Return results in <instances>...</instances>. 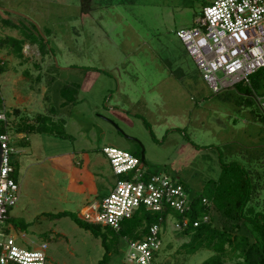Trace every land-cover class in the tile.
I'll return each instance as SVG.
<instances>
[{"label": "rangeland", "instance_id": "rangeland-1", "mask_svg": "<svg viewBox=\"0 0 264 264\" xmlns=\"http://www.w3.org/2000/svg\"><path fill=\"white\" fill-rule=\"evenodd\" d=\"M212 1L91 0L83 13L82 0H0V38H16L0 47V83L22 75L19 106L26 108L11 119L48 112L69 134L29 133L25 145L24 134L11 133L21 192L10 218L28 223L13 233L21 244L47 242V264H98L103 257L101 239L75 217L117 181L105 146L136 153L140 145L150 171L178 178L195 195L237 163L257 177L254 206L264 215V77L214 93L176 33L194 26ZM31 32L44 43L42 53ZM9 89L2 95L11 110L18 99ZM61 211L72 214L47 217ZM175 221L171 215L162 228L154 264H201L214 254H187L188 237ZM118 239L109 264H129L127 239Z\"/></svg>", "mask_w": 264, "mask_h": 264}, {"label": "built area", "instance_id": "built-area-1", "mask_svg": "<svg viewBox=\"0 0 264 264\" xmlns=\"http://www.w3.org/2000/svg\"><path fill=\"white\" fill-rule=\"evenodd\" d=\"M187 52L214 93L250 85V76L264 69V0H213L204 6L195 24L177 30ZM264 107V101L261 102ZM0 119L5 114L0 113ZM3 157L0 172V264H47L48 243L21 244L15 230L7 227L10 210L20 198L21 186L15 177V148L10 134L0 135ZM103 152L118 177L111 191L101 200L89 202L79 217L119 231L126 220L141 208L151 212L169 211L183 215L191 209L192 197L178 178L164 172L152 173L141 157L130 151L105 146ZM202 204L212 208L206 198ZM175 217V216H174ZM175 229L182 231L189 218H176ZM209 215L193 222L198 226ZM163 225L154 223L140 239H127L129 264H154L161 247ZM24 242L23 235L20 237Z\"/></svg>", "mask_w": 264, "mask_h": 264}, {"label": "trees", "instance_id": "trees-1", "mask_svg": "<svg viewBox=\"0 0 264 264\" xmlns=\"http://www.w3.org/2000/svg\"><path fill=\"white\" fill-rule=\"evenodd\" d=\"M91 9V0H82V12L87 13ZM3 21L12 27L17 25L7 19H3ZM29 35L32 38V44L39 42V49L42 53L45 47L44 43L34 33L31 32ZM14 39L12 36L8 37V39L0 38V47L9 46L12 42H16ZM20 43L19 57L23 56L21 53L23 45ZM5 70V63L0 61V74ZM256 74L264 77V69L258 70L251 76ZM251 76L250 83L253 80ZM0 113L5 114V119H0V135L6 133L10 135L11 133L16 135L24 134L25 145L29 144L27 137L29 133L51 134L59 138L69 137L65 130L63 119L56 121L48 112H39L30 118H21L18 122L11 119L12 114L17 115L19 111L16 108L12 111L6 109L1 85ZM138 148L139 150L133 154L141 157L142 147L139 145ZM14 165L16 169L15 177L19 179V166L16 160ZM151 172L155 173L158 171L151 170ZM181 184L190 194L186 185L183 182ZM260 186L256 176L250 178L243 167L232 162L224 166L218 181L208 183L206 193L200 195L190 194L192 197L191 209L183 215L174 213V216L179 218V220L182 217L189 218L188 227L179 231L182 236L188 237V242L182 245L184 251L187 254H194L202 248L212 250L214 254L201 264H229L227 260L235 257L242 259L240 264H264V215L256 210L254 206L256 195L258 196L260 192ZM203 198L208 199L213 204L212 208L202 204ZM168 212L167 210L162 213L151 212L141 208L132 219L123 223L119 231L98 224L87 223L78 217H75V221L81 228L89 230L96 238L101 239L104 254L98 264H109L113 246L116 245L118 238H142L147 233L150 225L159 223L164 226ZM70 214L72 213L69 211H61L52 214L47 213V217L54 219ZM205 215H209L207 222H201L198 226L193 225L194 221L201 220ZM27 226L28 223L22 219L15 220L10 218L7 221V227L14 229ZM44 237L46 238L47 236Z\"/></svg>", "mask_w": 264, "mask_h": 264}, {"label": "crops", "instance_id": "crops-1", "mask_svg": "<svg viewBox=\"0 0 264 264\" xmlns=\"http://www.w3.org/2000/svg\"><path fill=\"white\" fill-rule=\"evenodd\" d=\"M8 69V68H7ZM7 72V71H6ZM2 74V73H1ZM22 76V75H21ZM20 76V79L19 77L17 76L16 78L11 76V75H7L6 77H3V82L0 83L1 85V89H2V94H3V91L6 89V88H10L9 90L12 92V94L15 96V98L18 99V105L16 106H13L11 108V110H9L7 107L6 109L9 110V111H12L14 108H18V109H21L22 111H25L26 108H22L20 105V103H23V96H22V93L20 91V86H19V81H21L23 78ZM31 89V88H30ZM31 92V90H29ZM28 96H30V93L28 94ZM5 103V102H4ZM6 106V105H5ZM22 135V134H21Z\"/></svg>", "mask_w": 264, "mask_h": 264}, {"label": "water", "instance_id": "water-1", "mask_svg": "<svg viewBox=\"0 0 264 264\" xmlns=\"http://www.w3.org/2000/svg\"><path fill=\"white\" fill-rule=\"evenodd\" d=\"M128 138H130V139H132V140H136V139L133 138V137H128ZM2 157H3V149H2V146H1V142H0V172H1ZM141 159H142V160H145L144 149H142Z\"/></svg>", "mask_w": 264, "mask_h": 264}]
</instances>
